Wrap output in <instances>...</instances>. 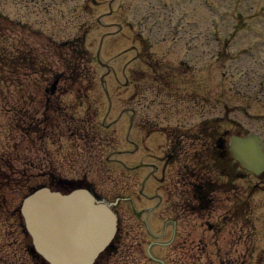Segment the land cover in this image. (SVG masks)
<instances>
[{
	"label": "rangeland",
	"instance_id": "rangeland-1",
	"mask_svg": "<svg viewBox=\"0 0 264 264\" xmlns=\"http://www.w3.org/2000/svg\"><path fill=\"white\" fill-rule=\"evenodd\" d=\"M205 1L211 12L206 11ZM205 1L109 0L106 11L114 14L104 17L99 11L93 12L91 0H0V46L10 50L14 42L24 43L38 55L41 64L34 70L24 68L26 74L18 80L17 75L7 72L4 64L0 66V152L18 171L33 167L28 168L30 184L26 176L18 178L16 170L11 169L16 179L13 189L7 192L11 209L27 195L30 186H49L47 174L53 171L63 180L88 181L111 201L121 198L118 211L122 245L118 254L112 252L105 257L106 264H160L150 258L149 252L173 259L174 264H221L222 259L238 258L241 252L240 264H264V175L258 178L244 170L247 174L236 180L235 187L224 185L223 190L214 194L215 202L202 213L198 201L183 202L184 197L190 196L188 186L183 187L182 194L174 195L171 189L173 179L177 184L182 175L190 174L184 167L188 158H183L168 169L166 182H160L162 193H156L159 183L147 177V184L142 186L144 192L139 194V183L145 173L135 166H145L147 173L158 174V178L163 173L162 168L158 169L163 166L158 157L163 156L159 147L165 143V136L152 131L154 118L164 117V121L155 119V122L182 130L188 137L187 154L192 157L189 163L201 161L203 156L198 152L203 150L204 162L212 164L204 173L209 174L211 168L213 175L224 182L228 176L217 164L213 145L209 148L207 144L219 132L226 140L239 131H257L264 136V0ZM216 5L222 13L221 27L217 26L221 21ZM250 5L255 9L249 12ZM117 12L127 16L124 22L132 27L125 25L121 36L114 38L113 31L118 30L114 26L123 24ZM104 24L114 42L100 39L102 31L98 30ZM80 27L92 30L90 38L87 34V48L100 39L92 47L98 58L94 64L97 76L94 99L95 103L99 101V115L94 114L95 109L85 100L82 102L81 95L87 92L84 81L72 86L68 83L70 79H65L66 93L59 101V114L43 116V106L50 99L45 88L55 73L66 66L63 51L54 54L57 46L52 42L61 43L84 34L78 32ZM132 35L138 38L141 35L154 45L152 48L144 41L138 54L139 69L143 67L147 75L139 78L134 94L123 101L118 87L129 78L131 61L138 52V45L132 44L135 41ZM129 44L132 45L126 48ZM133 45L137 50L132 49ZM85 64L83 61L82 66ZM159 64H162L159 71L153 70ZM80 72L86 74L83 67ZM23 82H27L30 100L34 99L37 105H30V100L26 104L17 101ZM64 83L61 80L59 86ZM80 86L82 94L78 91ZM129 100V110L135 108L133 114L121 110ZM19 108L30 110L35 117H44L48 128L36 135L28 133L19 127L26 125L20 121L21 117L14 126L12 120H16ZM38 162L44 163L46 169L51 168L50 171L36 170ZM153 186L152 192L146 191ZM136 195H139L136 201L123 200ZM152 206H156L153 216L161 219L150 227L158 233L155 237L144 221ZM180 215L191 217V221L180 226L181 232L191 236L187 248L180 245L183 236L174 247L154 244L159 236H164L165 223ZM153 221L151 218V225ZM174 229L170 226L167 238L172 237ZM9 236L7 225L0 224V246ZM9 251L17 252L15 256L20 254L16 249Z\"/></svg>",
	"mask_w": 264,
	"mask_h": 264
},
{
	"label": "water",
	"instance_id": "water-1",
	"mask_svg": "<svg viewBox=\"0 0 264 264\" xmlns=\"http://www.w3.org/2000/svg\"><path fill=\"white\" fill-rule=\"evenodd\" d=\"M251 140L254 142V138H251ZM242 144L247 152V162L248 163H252L253 164V153H252V148H253V144L251 141H244L242 140ZM261 149L258 150V152L260 153ZM260 166H263V164L260 162L259 163ZM40 199L44 200V201H48L51 199V196L49 194H43Z\"/></svg>",
	"mask_w": 264,
	"mask_h": 264
}]
</instances>
